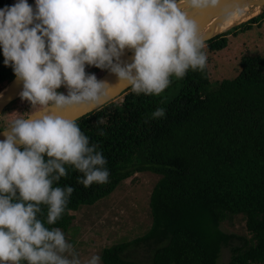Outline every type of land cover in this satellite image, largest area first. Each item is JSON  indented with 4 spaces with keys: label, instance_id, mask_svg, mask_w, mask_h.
<instances>
[{
    "label": "clouds",
    "instance_id": "obj_1",
    "mask_svg": "<svg viewBox=\"0 0 264 264\" xmlns=\"http://www.w3.org/2000/svg\"><path fill=\"white\" fill-rule=\"evenodd\" d=\"M219 0H17L0 9L4 65L22 82L21 100L43 106L16 118L0 140V264H102L82 258L55 225L74 192L60 186L66 166L85 188L106 184L110 172L99 146L75 119L59 115L76 106L92 110L113 87L85 67L107 70L136 95L159 96L191 69L207 67V37L187 8L206 10ZM125 49L132 62L122 60ZM63 86L64 92L57 89ZM3 94L0 93V96ZM164 108L151 119L165 116ZM98 124L104 119L98 118ZM100 136L105 135L98 129ZM43 206V207H42ZM46 209V211H45Z\"/></svg>",
    "mask_w": 264,
    "mask_h": 264
},
{
    "label": "trees",
    "instance_id": "obj_2",
    "mask_svg": "<svg viewBox=\"0 0 264 264\" xmlns=\"http://www.w3.org/2000/svg\"><path fill=\"white\" fill-rule=\"evenodd\" d=\"M263 20L264 9L207 39L206 55L225 48L227 35ZM3 61L0 50V91L15 76ZM238 66L235 76L217 80L208 66L203 73L190 69L183 79L173 77L159 96L136 95L129 87L121 99L76 119L106 158L109 181L85 188L77 183L80 173L66 166L69 174L59 184L74 192L49 227L66 232L72 211L107 196L135 173L150 171L159 175L148 198L150 225L104 248L102 264H143L132 254L138 248L149 264H217L222 248L230 253L226 264H264V57L242 55ZM85 71L98 78L105 70L87 65ZM161 107L165 116L151 119ZM236 215L244 234L222 228Z\"/></svg>",
    "mask_w": 264,
    "mask_h": 264
},
{
    "label": "rangeland",
    "instance_id": "obj_3",
    "mask_svg": "<svg viewBox=\"0 0 264 264\" xmlns=\"http://www.w3.org/2000/svg\"><path fill=\"white\" fill-rule=\"evenodd\" d=\"M3 8L0 6V9ZM260 9H264V2ZM227 38L228 44L222 50L207 51V66L213 80L235 76L239 70L238 62L242 55L264 57V20L246 30L229 34ZM66 91V88L62 86L60 92ZM119 99L121 96L113 100ZM41 107L43 106H31L28 101L21 100L20 96L16 97L0 114V130L7 128L14 119L25 118ZM158 178L159 175L150 171L135 173L122 181L107 196L72 211L74 214L72 225L64 233L66 238L75 245L82 258H88L93 254L100 255L104 248L117 242L130 240L147 230L150 225L148 198ZM222 228L236 234L245 233L244 222L240 215L234 216L231 221L224 222ZM132 254L143 264H149L144 250L138 248ZM229 255V250L222 248L217 264H226Z\"/></svg>",
    "mask_w": 264,
    "mask_h": 264
},
{
    "label": "water",
    "instance_id": "obj_4",
    "mask_svg": "<svg viewBox=\"0 0 264 264\" xmlns=\"http://www.w3.org/2000/svg\"><path fill=\"white\" fill-rule=\"evenodd\" d=\"M244 0H219V3L216 7L214 8H208L206 10H198L195 9V11L190 15V18L194 20L200 27V30L202 31L203 27L219 12L222 10H226V12H230V10L236 6L240 5ZM17 2V0H0V5L4 6H12ZM28 3L30 4V1L28 0ZM31 5V4H30ZM216 34H206L205 36L207 39L213 37ZM206 39V40H207ZM132 56L133 53L131 50L125 49L124 55L121 57L122 60L128 61L129 63L132 62ZM87 66V65H86ZM98 80H106L110 84H113V87L109 89V98L107 100L102 101L100 104L95 106L92 110H88L85 107H70L67 108L60 113L59 115H62L64 118L67 119H78L81 116L94 111L98 108H100L102 105L106 104L107 102L117 98L118 96L121 95V93L126 90L129 87H126L122 83H118V78L110 73L109 71L105 70L102 75H100ZM22 82L17 81L16 76H14L6 85V95L3 97H0V114L3 111V109L6 107L8 103H10L13 99H15L17 96V92L19 90L20 85ZM43 111V107L40 109H37L31 113H29L25 118H32L35 117L38 113H41ZM6 129V128H4ZM0 130V140H3L4 137L2 135V130Z\"/></svg>",
    "mask_w": 264,
    "mask_h": 264
},
{
    "label": "bare ground",
    "instance_id": "obj_5",
    "mask_svg": "<svg viewBox=\"0 0 264 264\" xmlns=\"http://www.w3.org/2000/svg\"><path fill=\"white\" fill-rule=\"evenodd\" d=\"M263 2L264 0H244L240 5L234 6L228 13L226 10H222L203 27L201 33L206 35L225 31L229 27L256 15L261 10L260 8ZM186 10L188 11L189 16L195 11L194 8H187ZM5 89L6 88L0 91V93L3 94L0 97L6 95ZM21 90L22 84L19 87L17 96H19Z\"/></svg>",
    "mask_w": 264,
    "mask_h": 264
}]
</instances>
